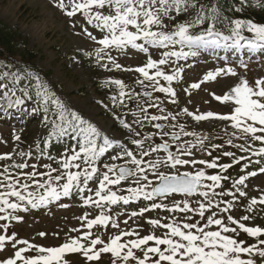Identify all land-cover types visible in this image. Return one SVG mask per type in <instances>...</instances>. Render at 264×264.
<instances>
[{"label":"rangeland","instance_id":"obj_1","mask_svg":"<svg viewBox=\"0 0 264 264\" xmlns=\"http://www.w3.org/2000/svg\"><path fill=\"white\" fill-rule=\"evenodd\" d=\"M80 2L78 0H0V21L11 30L17 31L27 41V48L33 49L38 54L37 66L43 73L49 74L45 89L49 92L50 88L52 95L64 100L73 112L79 115L78 124L84 121L80 125H85L86 130L80 132V139L87 143L89 139L98 138L89 131L90 125L109 141L104 154L97 155L94 164L97 166L95 175H92L87 183L85 177L81 175L74 182L70 195H62L61 184H65L64 180H66L63 173L66 174L68 171L65 168L63 173L59 171L56 157L63 156L65 152L59 153L60 149H58L55 152L56 156L51 160L48 153L38 150L37 144L46 131L34 104L20 94L16 86L8 91L6 84L0 82V155L11 156L10 160H0V177L6 174L17 176L0 182V189H3L0 195L8 191H19L26 197L30 196L29 193H37V196L31 195L29 198L38 200L50 188H55L57 193H61L59 199H52L50 202L51 198H49L36 210H28L26 213H23L26 209L34 208L32 203H28L27 198L21 201L16 197H4L9 203L16 204L17 208L11 209L0 204V208H4V211L0 212V217H6L0 219V236L4 237L5 241L0 245V264H6L9 260H16V264H24V259H36L46 255L39 253V248H59L73 239L83 247L79 252L65 254L62 264H98L99 262L114 264V260L122 258L113 257L111 253H105L102 249L117 236L121 237L118 243L126 245L121 250V257L131 247V243L147 236L180 242L179 238L172 237L167 227L163 225L168 217L169 220L173 218L177 226H181L186 234L192 231L196 235L199 233L195 229H184L182 225L195 223L197 227H204L208 218L221 220L224 226L236 229L234 232L222 233V235L237 240L244 248H253L251 254L246 252L239 254V259L251 261V264H264V256L260 255V252H264V243H261L264 241V236L245 237L246 233L241 232L239 228L242 225L264 231V203L260 202L264 199V171H262L264 154H259V150L262 149L259 146H256L254 151L244 152L247 143L264 145V142L254 140L252 134H245L241 129L233 128L231 126L233 122L230 120L214 118L233 114L235 107L231 101L221 103L217 98L231 94V89L240 85L241 81L255 87L257 80H264V47L258 45L256 49H250L247 45L254 42L249 40L239 42L240 46L237 47L223 44L219 40L221 45H225L224 47L215 45L199 47L186 44L185 51L181 50V52H195V55L183 59L169 56L167 62L160 65L159 61L165 59V54L169 53L168 46L166 51L160 47L144 46L146 51H140L132 47L105 49L98 44L96 41L102 39V36L98 28L92 27V23L89 24L87 19L96 15V7L87 10V17L80 10H76V14L71 17L65 14L73 11L75 5ZM61 4L64 5L63 9L60 7ZM158 7V4L152 5L149 10L155 11ZM262 12L264 13V9ZM162 18L163 15L160 16L159 25L148 27L151 31L168 34V28ZM138 23H142V20H138ZM127 30L135 34V29L131 26ZM89 33L91 36L88 35ZM250 37L256 35L252 33ZM78 52H87L86 60L79 59L76 56ZM148 60L158 65V68L147 70L148 75L154 77L153 80H146L135 71L140 67H146ZM170 66L175 68L171 69ZM157 70L164 75H173L175 84L171 85L169 82L163 84L165 80L155 76ZM228 70L235 74L230 75ZM216 72H220V75L214 80H206L209 73ZM176 73L182 78L176 76ZM196 84L199 85L198 88L190 86ZM36 87L39 88L40 85L37 84ZM158 87L171 89L175 95L158 92L156 91ZM45 89L44 93H46ZM146 93H153V97L147 99ZM17 100L23 103L17 104ZM50 107L56 108L57 105L51 103ZM144 110H149L150 114L144 115ZM13 111L25 115L29 120L26 126L22 127L12 120L9 112ZM208 114L213 118L200 121L195 119L196 116ZM153 116L160 117L157 120L166 125L165 134H157L152 127L149 129L142 127L141 122L154 121ZM252 126L259 127V125ZM172 133L182 135L184 140L173 144L175 155L170 160L152 149L155 148L153 143ZM255 135L264 137V132H257ZM70 137L71 135L62 136L58 141L59 144L64 145ZM194 137L199 140L195 146L200 148L201 143L208 141L211 143L212 151L215 152L201 153L193 149L194 145L191 144L190 139ZM70 152L74 154L73 150ZM129 152L132 153L131 156L127 155ZM72 153L69 155H73ZM251 156L256 159L253 160ZM82 158L85 159L84 156ZM93 159L95 160V157ZM105 159L108 161L103 162ZM134 159L141 162L139 167L132 163ZM174 159L187 163L172 167ZM237 160L240 162L236 163ZM200 161L204 163H199ZM155 162L160 163L153 167ZM208 163H215L216 167L208 168L206 166ZM20 164L26 166L23 169L15 167ZM32 165L36 167L33 168ZM75 165H79L80 170L76 169ZM94 165L75 161L72 168H75L74 172L82 173L84 169H90ZM121 165L128 166L133 176L123 182L114 183L116 177L108 171V168L113 169ZM225 166H228V170H224ZM5 169L7 172L4 171ZM233 169L237 170L236 174H233ZM49 172L51 178L46 175ZM198 172H203L205 177L213 175L220 177L219 187L210 180L202 179L199 196L191 200L170 197L166 200L154 201L149 207L144 205L151 184L162 175L170 176L176 173L196 175ZM239 172L241 174H238ZM33 173L35 178L28 180L27 177ZM105 175L109 180L104 182V188L109 190V187H113L110 192L115 194L119 202L123 201L121 198H127L129 202L110 204L108 217L104 218L105 223L93 225L89 229L88 223L100 218V214L105 210L103 206L106 207L108 202L106 199H100L102 206L95 203L98 200L96 196L89 198L91 201L88 202L86 197L91 191L92 195L96 194L95 190L99 191L98 188ZM55 177L60 179L57 181ZM245 177L247 178L244 179L243 184L236 183ZM9 182L14 187L9 188ZM40 183H45V188L36 187ZM25 184L29 185L26 190L23 187ZM131 189H136L138 195H133ZM40 190H43L41 192L43 195L39 193ZM202 192H207L209 195L203 196ZM253 200L257 203L251 204ZM148 203L149 200L146 204ZM185 204L196 211L179 210L183 209ZM201 205L204 207L203 216L197 214ZM133 213L137 215H132ZM229 217L236 220L237 224L230 223ZM149 222L156 223L154 225ZM205 231H219V226L213 223L205 227ZM95 239H99L101 243L93 246L91 241ZM143 246L132 249L133 258L124 264H138L139 260H144L145 264H155L159 260L158 254L149 253V258L145 259L144 253L147 248L157 245L154 241H149ZM158 247L165 255L168 254L165 251L166 246ZM87 248H93L89 255L98 252V259L87 260L84 255V250ZM17 252L21 253L22 259H16ZM256 255H260L257 256L258 259Z\"/></svg>","mask_w":264,"mask_h":264},{"label":"snow or ice","instance_id":"obj_2","mask_svg":"<svg viewBox=\"0 0 264 264\" xmlns=\"http://www.w3.org/2000/svg\"><path fill=\"white\" fill-rule=\"evenodd\" d=\"M108 4L109 6L114 5L115 11L114 15H100L97 13L94 16L87 17V10L93 7L96 8H104V6ZM158 4L159 7L156 8L155 11L149 10L152 5ZM183 4V0H83L82 3H77L73 9V11L66 12L65 14L69 17L74 16L76 14V10H80L85 13L88 23L91 24L94 21L97 22V26L101 29H108L111 39L105 37L96 41L98 44L102 45L105 49L115 46L116 48H121L124 46H131L134 49H138L140 51H146L143 46L138 45L136 42L143 40L146 44H151L153 46H165L166 41H173L172 35L161 34L154 31H151L148 26L159 25L160 24V16L167 15V12L171 9L172 6H175L177 12L181 10V6ZM194 6V5H193ZM61 9H63L64 5H60ZM138 20H142V23H138ZM203 15L199 14L196 21H193V26L196 23L202 22ZM131 26L135 29V34L131 31H128V27ZM242 27L240 22H236L235 28L233 29V34L237 36L236 45L234 47L240 46L239 42L243 37L239 36V29ZM248 31L252 32L256 35L257 43H249L247 45L250 49H256L259 47H264V26H255V25H247ZM188 27L185 25L178 26V31L175 32V35H178L182 41L186 42L187 45H196L199 47H206L215 45L216 47H224L225 45H221L216 39H209L214 35L219 36L218 33H214L212 28L209 27L207 30V35L201 34L193 37L192 35H187ZM91 36V34H88ZM92 39H95L92 37ZM220 39L225 42L228 41L229 37L222 36ZM195 52H169L165 54V59H161L159 61L160 65H163L167 62V57H177L180 59L186 58L189 55H195ZM119 67V65H117ZM158 68V65L154 63L152 60H148L146 67H140L135 69V71L139 72L146 80H153L154 77L148 75V71L150 69ZM230 75H234L231 70H228ZM179 76V73L175 74ZM220 75V72H216L215 74L209 73L206 77V80H214L217 76ZM155 76L162 77L167 82H172L174 79L173 75H164L161 71L157 70ZM194 88H198L199 85H192ZM47 91V89H45ZM158 92H166L169 95H175L171 91V89L165 88H156ZM48 99L55 105H58L60 108H63V105L59 100L55 99L53 96L49 95ZM221 103L229 102L235 106L233 114L231 115H222L216 116L215 119L232 121V127L241 129L245 134H252L254 140H261L264 142V137L256 136L257 132H264V80H257L255 83V87H251L247 82L241 81L240 85L235 86L231 89V94H225L222 98H217ZM17 104L23 103V101L17 100ZM209 118H213L211 114L196 116L195 119L206 120ZM72 119L78 120L79 118L72 113ZM160 119V117L153 116L152 120ZM46 122V118H45ZM246 122H251V124H246ZM84 121H80V124H83ZM252 125H259V127H254ZM55 127V125H54ZM127 127V125H125ZM74 130V129H73ZM68 130L63 129L61 131V135L66 134ZM89 131L96 136L100 134L97 130L89 125ZM15 139H19V137H15ZM109 141L105 138L104 145H108ZM39 146V145H38ZM45 147H47V138ZM166 150L167 145L161 146ZM156 148H153L152 151H156ZM106 151V147H99L97 149V145L95 140L89 139L87 143H84L83 140L79 142V151L73 150L74 154L69 156L67 160L64 162V168L67 169L70 166H73L74 162L81 158V155L85 157L84 162L86 164H90V162H94V155H103ZM256 154V153H254ZM259 154H264V148L259 150ZM128 156H131L132 153H127ZM147 155V153H145ZM226 155H231L230 153H226ZM11 156L8 155H0V160H10ZM170 160L173 157L170 155ZM240 161L237 160L236 163ZM132 163L139 167L140 161L133 160ZM160 162H155L153 167H155ZM187 163V161H183L180 159H174L172 163V167L176 165H182ZM199 163H204L200 161ZM26 165L20 164L15 165L20 169H23ZM79 167V165H75ZM208 168L216 167L215 163H208L206 165ZM35 168V165H32ZM228 166H225V170ZM7 172V169L4 170ZM97 171L95 167H91V170L84 169L82 173L78 174H70L67 176V183L63 185V193L62 195L67 196L74 184L81 175L85 177V183L92 178V174ZM109 172H112V168H108ZM264 171V169H262ZM130 173L126 172L124 168H120L119 170V179L113 181L114 183H119L120 179H123L125 176ZM51 178V172L46 173ZM255 175V173H253ZM185 178L177 179V177H167L161 176L160 179L163 181L161 187L155 189L154 192L148 193L147 198H151L154 195H163L166 193H186L188 195H192L197 188V185L202 179H207L213 182L216 187H219L220 177L218 176H207L203 172H198L195 176L189 177L187 173L184 174ZM35 178V173L29 175L27 177L28 180H32ZM144 178V177H141ZM247 177L238 180L236 183L243 184L244 179ZM6 179V178H5ZM19 179V178H17ZM58 181L60 177H55ZM109 177L107 175L104 176L103 181H101L99 186V191H97L96 195L100 196L101 193L105 191L104 182L108 181ZM9 188L14 187V185L9 182ZM24 189L26 190L29 185L25 184ZM36 187L45 188V183H40ZM207 187V185H205ZM83 190V189H81ZM133 195H138L136 189H131ZM29 195H32L29 193ZM61 193H57L55 188H50L48 192H45L43 196L39 198V203H45L49 198L51 199H59ZM201 195L208 196L209 193L202 192ZM243 195V193H241ZM5 196L16 197L18 200L23 201L25 196L21 194L19 191H8L3 195H0V204L5 205L7 208L16 209L17 205L14 203H9ZM117 197L115 194L109 195L106 197L107 202L115 204L117 202ZM123 199L124 203L127 204L129 201L127 198ZM264 203V199L260 201ZM28 203H32L31 200ZM257 201H251V204H256ZM99 205V201H97ZM35 206V205H33ZM159 207V205H156ZM176 210V209H173ZM181 211H196L195 209L189 208L188 204H185L183 209H179ZM4 208H0V212H3ZM221 211H225V209H221ZM204 207L200 206V210L197 213L200 216H203ZM142 215V213H140ZM132 215H137V213H133ZM0 219H6V217H0ZM191 219V217H189ZM229 222L232 224H237L236 220H233L231 217L228 218ZM244 219H248V217H244ZM105 219L100 217L96 220H92L88 223V228L91 229L93 225L104 224ZM155 225L156 222H149ZM215 224L219 226V231H205V227L209 225ZM115 226V225H113ZM169 230V233L172 237H178L180 242H174L172 239H154L153 236H147L146 238L140 239L131 243V247L128 249L126 254L121 257V250L126 247L125 244L118 243L121 237L117 236L115 239L111 240V243L108 246H105L102 251L105 253H111L113 257H120L124 261H128L133 258L132 249H138L143 245L149 243V241H154L157 247H149L144 253L145 259H148V254H158L159 260L155 262V264H160V262H166V264H251V261H245L239 259V254L241 253H249L251 254L253 248H244L241 243H238L237 240L231 239L222 233L234 232L236 229L229 228L224 226L221 220H213L208 218L207 224L204 227H197L195 223L193 224H184L182 227L184 229H195L199 235L193 234L192 231H188L187 234L185 231L181 230V226H174L173 224H169L166 226ZM240 231L246 233L249 237H257L264 236V231H261L259 228H248L242 225L239 226ZM43 235V234H41ZM126 235H132V233H126ZM86 239L87 237H83ZM4 237L0 236V245L4 244ZM24 243V242H21ZM101 241L99 239H95L91 241L93 246L100 244ZM264 243V241H261ZM166 246L165 251H167V255L161 251L158 246ZM31 247V246H29ZM82 245L78 243L77 240L73 239L70 243H66L59 248H50L45 249L43 247L39 248L38 251L41 254L39 258L36 259H24V264H62V258L67 253H76L81 251ZM27 251V249H25ZM93 248H87L84 250V255L87 260L92 261L98 259L99 253L97 252L94 255H89L88 253L92 252ZM16 259H22L21 253L17 252ZM261 256H264V252H260ZM176 257H179L177 259ZM6 264H16V260H9ZM138 264H145L144 260H139Z\"/></svg>","mask_w":264,"mask_h":264},{"label":"trees","instance_id":"obj_3","mask_svg":"<svg viewBox=\"0 0 264 264\" xmlns=\"http://www.w3.org/2000/svg\"><path fill=\"white\" fill-rule=\"evenodd\" d=\"M257 7L258 3L254 0H183L179 12L175 6L169 10L168 23L172 28L169 32L176 31L183 24L188 27L187 35L195 37L206 35L211 27L219 36L236 41L237 36L233 34L236 22L242 24L238 30L240 37L249 36L247 25L264 26V14L256 11ZM199 14L203 15V20L193 26V21L197 20ZM26 45L20 36L0 21V79L16 80L21 92L39 104V91L34 88L33 80L43 82L46 75L35 65L37 55L27 50ZM47 112L46 110L45 113L48 114ZM66 116L68 118L60 126L71 128L74 125L72 115L66 111ZM58 122L56 120L57 124Z\"/></svg>","mask_w":264,"mask_h":264},{"label":"water","instance_id":"obj_4","mask_svg":"<svg viewBox=\"0 0 264 264\" xmlns=\"http://www.w3.org/2000/svg\"><path fill=\"white\" fill-rule=\"evenodd\" d=\"M161 146H162V145H158V147H159L160 149H163ZM163 150H165V149H163ZM124 169H125V168H124ZM119 170H120V169H119ZM119 170L116 171V174H117V175H119ZM125 171L128 172L126 169H125ZM128 173H129V172H128ZM129 175H130V174H129ZM129 175H127V176H125V177H128ZM175 177H177V179L185 178L183 175H177V176H175ZM190 177H191V176H190ZM162 184H163V181L160 179V180L158 181V183H156V184L153 185V191H152V192H154L156 188L161 187ZM198 188H199V184L197 185L196 191H195L192 195H188V194H186V193H166V194H163V195H154L153 197L162 198V197L169 196V195H172V194H180V195H184V196H187V197L190 198L191 196L197 194V192H198Z\"/></svg>","mask_w":264,"mask_h":264}]
</instances>
